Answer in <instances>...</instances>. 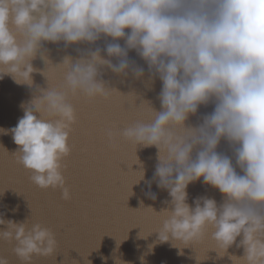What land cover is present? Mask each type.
<instances>
[{
	"label": "clouds",
	"instance_id": "clouds-1",
	"mask_svg": "<svg viewBox=\"0 0 264 264\" xmlns=\"http://www.w3.org/2000/svg\"><path fill=\"white\" fill-rule=\"evenodd\" d=\"M61 43L87 47L53 66L46 45ZM132 51L143 65L130 58ZM37 58L46 70L34 67ZM49 63L62 78L60 88L48 84ZM105 70L148 90L161 82L160 111L141 99L132 107L147 102L150 118L120 133L136 149H157L144 193L155 201V183L170 197L163 201L170 207L161 210L157 242L191 244L211 228L225 254L233 245L243 249L242 256H230L233 264H264V0H0V81L7 76L31 88L39 72L48 84L21 105L16 126L0 134L12 135L17 162L32 182L61 188L63 199L69 191L61 161L70 154L76 121L70 98L109 99L116 89L103 79ZM129 94L138 98L134 90ZM209 105L211 112L198 115ZM190 117L197 123H187ZM221 141L231 156L218 151ZM200 181L218 190L223 203L200 196L190 205L187 189ZM0 226V240L15 241L13 252L24 264L55 252L54 233L39 223L29 228L28 219L0 212ZM140 260L144 264L143 255ZM0 264L8 260L0 256Z\"/></svg>",
	"mask_w": 264,
	"mask_h": 264
},
{
	"label": "water",
	"instance_id": "water-1",
	"mask_svg": "<svg viewBox=\"0 0 264 264\" xmlns=\"http://www.w3.org/2000/svg\"><path fill=\"white\" fill-rule=\"evenodd\" d=\"M98 45L103 47V39ZM46 47L55 66L65 55L76 57L78 50L83 51L87 46L72 45L64 49L61 43ZM129 56L143 65L134 51ZM33 65L46 70L39 58ZM52 65L49 63L46 72L48 84L60 88L62 78ZM103 79L117 90L112 91L109 99L89 100L82 94L70 98L76 121L69 134L70 154L61 161L68 199L62 198L61 188L36 186L30 178L31 172L17 162L18 146L12 135L0 134V212L5 213V219L18 222L28 219L29 228L39 223L51 229L57 241L52 255L33 256L30 264H116V261L117 264H141L142 255L144 264H233L230 256H242L243 249L233 245L225 254L211 239V228L204 239L191 244L174 241L173 246L171 241L157 242L155 231L165 218L161 210L170 207L163 203L170 200L167 191L157 188L155 183L152 191L157 199L153 201L144 194L145 181L153 177L158 163L157 149H136L120 133L138 119L150 118L147 102L139 109L132 107L135 103L139 105L141 99L151 101L152 107L160 111L157 97L161 82L157 79L148 90L131 76L121 83L123 78L107 70ZM48 84L39 72L33 74L31 88L17 85L7 76L0 81V128L16 126L24 114L21 105L31 101L37 88H46ZM133 90L137 99L127 95ZM212 109V105L201 106L198 115ZM187 123H197V117H190ZM218 151L232 155L225 141H221ZM187 192L190 205L200 196L213 198L218 204L224 200L218 190L205 186L202 181L189 185ZM149 245H153L151 252ZM14 247L15 241L0 240V256L8 264H24L13 252Z\"/></svg>",
	"mask_w": 264,
	"mask_h": 264
}]
</instances>
